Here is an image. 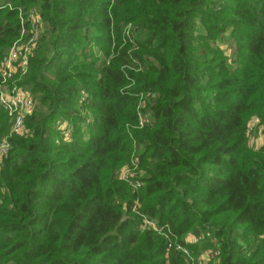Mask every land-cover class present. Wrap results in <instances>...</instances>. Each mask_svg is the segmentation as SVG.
<instances>
[{
    "label": "trees",
    "instance_id": "trees-1",
    "mask_svg": "<svg viewBox=\"0 0 264 264\" xmlns=\"http://www.w3.org/2000/svg\"><path fill=\"white\" fill-rule=\"evenodd\" d=\"M2 2L0 59L18 10H37L43 34L18 80L36 100L28 134L0 166V264H188L136 211L179 241L210 230L193 256L215 239L219 264H264V148L245 138L264 120V0ZM226 33L231 57L217 45ZM146 92L151 120L136 128ZM9 129L0 109V141ZM133 144L137 192L118 179Z\"/></svg>",
    "mask_w": 264,
    "mask_h": 264
},
{
    "label": "built area",
    "instance_id": "built-area-1",
    "mask_svg": "<svg viewBox=\"0 0 264 264\" xmlns=\"http://www.w3.org/2000/svg\"><path fill=\"white\" fill-rule=\"evenodd\" d=\"M5 6L11 7V5L4 4L2 0H0V8ZM18 13L20 21L19 37L10 47V50L0 59V109L6 112L10 122L8 133L0 141V165H2L8 157L10 149L9 139L13 136L26 134L25 117L30 114L33 102L26 88L18 83L16 84V81L27 73L29 59L34 54L36 45L43 32L40 16L36 11L29 12L25 19L21 16V10H18ZM27 32H29L30 35L24 41L21 38H23L24 34ZM145 122H147V120L142 122V124ZM139 123H141L140 120ZM59 127L62 132H65L63 133L65 138L69 140L70 134L68 132V125L60 123ZM24 130L25 132H23ZM135 163L136 159H132L130 164L124 166L120 170L119 178L132 186L134 190H137L140 186V182L132 180V178H134L133 167ZM134 201L137 202V200ZM136 205L137 204L133 206L134 211ZM136 214L140 217V227L142 229L162 234L167 239V249L173 248L175 251L182 254V256L190 258L188 260L189 264L217 263L220 250L216 245L215 239L210 240L213 247L193 257L187 245L198 243L202 239L200 236L195 238L194 234H187L183 237V242H177L176 239L171 238V231L168 227H165L166 229L164 230V227L158 226L153 219H149L137 211Z\"/></svg>",
    "mask_w": 264,
    "mask_h": 264
},
{
    "label": "rangeland",
    "instance_id": "rangeland-1",
    "mask_svg": "<svg viewBox=\"0 0 264 264\" xmlns=\"http://www.w3.org/2000/svg\"><path fill=\"white\" fill-rule=\"evenodd\" d=\"M5 7H7L8 9L11 8V7H8V6H5ZM5 7H3V8H5ZM34 11H36V10L35 9H32V8L31 9H28V10L23 9L22 12H21V16H22V18L25 19L26 15L29 12H34ZM39 16H40V14H39ZM41 27H42V30H43L42 20H41ZM134 29L135 28L133 27V25L131 23H128V24H126L123 27V32H124L125 36H127V37L128 36H131V38H134L135 37V34H136V31H134ZM197 31L198 32H203L204 31V28L198 27L197 28ZM29 35H30L29 32H27V33L24 34L23 38H21V39H23L25 41L29 37ZM218 41L219 42H217V45L219 46V49L224 53V55H226L227 57H231L234 54V46L232 44V41L229 39L228 34L226 33V38L225 39H223L221 41L218 40ZM94 42L95 41L90 42V44L92 45V48L90 47V49H91V51H93V52H95V53L98 54L99 50H98V48L96 46H93ZM13 43H12V45H13ZM10 47L8 48L7 52L10 50ZM17 83H18V80L16 81V84ZM29 95L32 98L33 104L31 106V112H30V114L26 115V117H25V126H26V119H27V117H29L33 113V111H34V109L36 107V100L33 98V95L31 93H29ZM85 97H86V94L85 93L80 94L78 100L76 101L77 104L78 105H81L83 103V100L85 99ZM152 97H153V94L150 93V92L138 94V103H137V107H136V113L138 115V123H137L136 128H141V127H143L144 124L150 122V120H151L150 110L146 106V104L151 102ZM4 113L6 114V112H4ZM6 116H7V114H6ZM7 118H8V116H7ZM139 120L141 121V123H139ZM145 120H147V122H145V123L142 124V122H144ZM60 123L61 124L68 125V132H69L70 135H71V132H72V123H70L67 119H64L63 120V118H60V117L56 120V126H55V128H56L57 131H59L61 139L64 140V141H69L70 138H69V140H67L65 138L64 134H63L65 132H62L61 128L59 127V124ZM25 130H26V135H27L28 134L27 127H25ZM25 130L23 132H25ZM13 137H15V136H13ZM245 138H246L247 143H248V145L250 147H252V148H264V120H262L261 118H258V117H251L247 121ZM9 144H10V148H11L10 139H9ZM132 148H133V150H132V153H131L129 162L126 163V164H124L119 169V171H118V179L120 180V178H119L120 170L124 166L130 164V162H131L132 159H136L135 166L133 167V177L134 178H132V180L133 181L134 180H137V181L140 182V186L138 187V189H139L141 186H143V178L145 176V171L139 165L138 153L141 151V148L137 149L136 146H135V144L132 145ZM9 151H10V149H9ZM124 183L127 184L128 187H130L131 191L137 192L138 189L137 190H134V188H132V186H130L128 183H126V182H124ZM135 204H137L136 205L137 207L139 206L138 201L137 202L134 201L133 205H135ZM154 233H156V232H154ZM156 234L157 235H162V234H159V233H156ZM190 234H194L195 235V238H197L198 236H200L203 239V238H206V236H209L210 234H212V232L210 230H207V232H204L202 230L197 229L193 233H190ZM165 240H166V247H167V239L165 238ZM177 242H183V241L177 240ZM184 258H185L186 262L189 264V261L188 260L190 258H188L186 256ZM207 264H212V262H209ZM216 264H219V259H218V261H217Z\"/></svg>",
    "mask_w": 264,
    "mask_h": 264
},
{
    "label": "crops",
    "instance_id": "crops-1",
    "mask_svg": "<svg viewBox=\"0 0 264 264\" xmlns=\"http://www.w3.org/2000/svg\"><path fill=\"white\" fill-rule=\"evenodd\" d=\"M37 11V10H36ZM37 13L39 14V12L37 11ZM40 19H41V17H40ZM26 91H28L29 92V90L26 88ZM30 93V92H29Z\"/></svg>",
    "mask_w": 264,
    "mask_h": 264
}]
</instances>
